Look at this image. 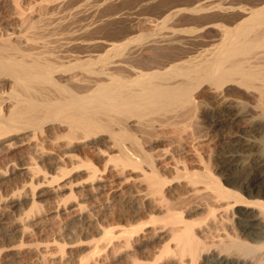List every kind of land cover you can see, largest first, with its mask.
<instances>
[{
    "label": "bare ground",
    "instance_id": "bare-ground-1",
    "mask_svg": "<svg viewBox=\"0 0 264 264\" xmlns=\"http://www.w3.org/2000/svg\"><path fill=\"white\" fill-rule=\"evenodd\" d=\"M252 1L253 2H251V3L249 2V5H248V3H246V5H244V4L241 5V4H239V2L237 3L236 0H202V1H200L196 5V7H194L193 9H190V11L192 10L190 13V15H192V16L187 15L188 16L187 18L194 20L195 23H196V21L200 20V25H199V23L197 24L200 27L194 26V29L191 27L193 29L192 33H187V31L190 30V28L189 29L187 28L188 30L186 28H184V29L181 28L180 25L182 23L179 21L180 19H177L178 16L181 15L182 13H184V11H186V10L174 9L171 7L167 8L166 7L165 9L162 10V12H160L161 15H163V17L159 18L155 22L156 28L155 29L153 28L154 30L151 29V30H153V33L149 32L148 35H144L143 34L144 28L142 29L140 27L142 29V30L140 29L141 32L142 31L143 32H142V34H139L140 30H139V27L137 26V27L131 28L130 31L128 29L127 31H129V32L127 34L119 37L115 41H112L110 39H105V38L100 37V36L99 37L89 36L88 34H90L91 30H93V29L96 30L95 27L98 26V27L102 28L103 24H106L107 22L109 24L110 22H112L111 20H113L114 18L119 19L120 16L117 17V15H116V17L115 16L110 17V16L106 15L107 17H109V18H106L104 15V18H103L102 15H99V12L101 13V11H99V8H96L97 6L96 7L89 6L88 9L87 8L84 9L81 7L80 8L75 7L76 8L75 10H73L71 12L68 11L69 15L73 17V18H70V17L69 18L73 19L72 24L75 22L74 21L75 18H78V20L81 24L77 25V23H76V27L74 26L75 29L72 28L73 26L72 27L70 26V29L71 30L73 29L72 33H68L70 31L68 30V32H67L65 30L66 28L62 29L64 27L60 28V30H64V31H66V33L71 34V35H69V37H67V40L65 38V40H66L65 42L62 40L60 41V42H63V43H61L62 44L61 47L64 49V51H67L68 49H70L69 50V52H70V51H72V50L74 51L76 49V48L74 49L73 47H78V48L82 47L84 49L85 48L89 49V47H90L89 50H92V48H91L92 45H97V46L100 45V47H102L100 49L101 50L104 49V51H103L104 53L100 50V52H102V54H100L98 52L99 54L97 55V53H96L97 50H96L95 51L96 55H95V53L92 55L90 52V55H83L82 56V55L78 54V53H82V51L80 52V49H79V51H77L78 49H76L75 54L74 53L73 54H70V53L65 54V52L62 49H60L59 53H61L60 51L62 50L64 53L62 56L64 58L68 59L65 61L63 60V58L61 60V57L59 55L56 56L55 55L56 52L54 50H52V53H50L51 52L50 50L52 49V47H55V45H56V47H58L59 45H57V44H60V42L59 43L56 42L57 44H55L52 47L48 46V45L45 46L44 45L45 42H44V44H41V45L42 46L44 45L45 47L44 48L42 47L41 48L42 50H41L40 48H37V46H35V45H39V44L37 42H34L35 39L34 40L32 39V38H34L33 36H30L29 39H26V36H27L26 33L28 32L27 27L30 26L29 27L30 30H31V28H33V30L35 31L39 26L38 25L39 22L41 23L42 20L40 21V19L42 17L39 18V20L35 19L38 23L35 20L31 21V22H33V23H31L29 21V20H31L30 19L31 17H28V14H27L26 16L29 18L28 19L24 15V17L26 18L24 21L25 22L29 21L31 23L30 24L29 22H27V23H29V25L27 27L25 26L27 32L25 33L26 36L25 35H24L25 37L23 36L25 38L24 41L27 42V40H29V41L31 40L34 42L33 43V42L28 41L24 45L29 46L30 45L29 43H31L35 46V47H33V45H31V47H33L34 49L35 48L39 49L42 52L44 50V52L43 53L42 52L37 53L36 51L34 52V53L39 54V55H36V54L31 55L33 53L25 54L24 52H22V49H21V51L19 49V48H22V46L16 47L15 43H17V42H15V40H14L15 43L11 42L12 37L11 38H10V36L5 37V38L2 37L3 38L2 41H1V37H0V41H1L0 42V80H1L0 82L2 83V81H3V84L4 83L9 84L8 86L11 88V90H9L10 92L9 93L7 92L8 94L6 93L7 94L6 96H9V97L6 98V96L4 95L6 98L5 100H8L9 104H6L4 102L5 101L4 100L3 101L5 103L4 108H3V105L0 107V146H4V148L6 147L9 150H11L10 148H12V147L15 148V146L17 145V142H19V143H21V142L20 141H17V142L13 141V142L6 144L7 141H10L9 140L10 136L13 137L14 134H17L20 131L31 130L32 132L30 131L29 134L31 135V133H32V136L34 138L31 136L30 137L33 138V140H34L35 138L38 137L39 134H43L44 131H47V129H46L47 124L48 125L53 124L59 128L58 129L59 133H60V130H62L63 133L60 134L61 137H58L60 135H57L56 138L58 137V139L60 141V138H62V136H64L65 142L67 141L65 143V146H67L68 149L62 150V148L65 147L64 144L61 143L62 141L64 142L63 139H61L62 140L61 142H59L56 139V143H57V141L59 142L58 143L59 153H57L54 149V151H53L54 154L51 153V154H53L52 155L53 158L50 156L51 154L49 155L48 152L44 151L47 148L43 147L44 143L42 144V142L43 141L45 142L46 139H41L40 141H38V139H36L34 146H31L33 144H31L29 146V144L31 143L30 142L28 144V146H29L28 149L34 148L35 151H37L39 153V154H37V152H35L36 153L35 155L36 156L39 155L41 158L40 160H42V158H43V160L46 159L45 161H48L47 158L48 159H55V160H57V158H59V160L62 161L65 158L66 160L68 159V161L70 160L71 162H73L74 160H78L77 158L79 157V156L75 157V159H74V156L77 155V153L75 154V152L80 151L78 149H77V151L74 150V148L77 147L79 142L82 141V143H83V141L84 142L86 141L89 143V145L91 144L90 146H92V147L96 146L97 144H102V143H98V141H97L98 139L96 140V137L97 136L99 137L100 134L105 133L107 136L106 138H108L110 141H112V143L110 142L111 143L110 148L112 149V151H110L111 150L110 149L109 154H111L110 152H113V153L117 152V154L110 155L109 158L111 160L108 159V160H105V162L111 161L112 164H117L118 166L123 167L122 170H124L125 167H127V166L133 167V169L131 168L132 171L135 170V168H140V171H139V169H136V171L138 170L140 172V174H138V177H139V175H141L144 179L143 181L147 183L146 184L144 182H141L142 184H146L145 187L147 188V192H146L147 194H145V199L146 198L148 199V197L150 198V196H152L153 197V199L151 198L152 200L155 201L154 197L157 199V201L163 200L164 205L166 204L167 207L172 208L171 203L168 204V202L163 199V198H165V195L168 192L167 191L165 193V191H166L165 187L166 188L168 187L167 182H170V180L168 181V178L166 175H165V177L167 179L166 178L164 179L163 178L164 175H162V173H159V171L161 172V170H162V166H165L166 168H167V166L164 165V163L162 162L163 165L161 166V164H160L161 170H159V167L157 166V163H158L157 161L159 159L156 160V158H154L155 156H153V154H150L151 152L150 153L148 152V149L145 145L148 143H150V144L153 143L152 140H154L156 138L154 135L160 131L159 129L162 130L163 127H165L167 125L171 126L173 129H171V128L170 129L174 130L173 132H175L174 134L176 136L174 135L175 137L173 136L174 137L173 140H170V141H177L182 145L184 143L187 144L189 138L195 139V137L203 136L202 135L203 130H202V134H201V130H200L202 128V126H200V129H199V127H197V129H193L194 127L191 128V130H189V129H190V127H192V125H194L193 120L195 121V125H198V121H199L198 117H200L202 115L200 113L202 112L201 110L205 106V105H203L205 101L202 99V95L203 94L206 95V93L212 94L213 97H215L216 104H218V106L217 107L216 106H214V107L209 106L208 108H206L205 109L206 113H204L205 115L207 113L208 114L211 113L212 117H219L222 115L226 116V117L232 116L233 118L232 117L231 118H232L233 122L238 123L240 121L239 118H241L240 113L243 111L242 109L245 108L246 105H250L249 108H251L252 112L254 111L255 115L261 116L259 118L260 119L262 118L263 120L262 119L261 120L264 121V0H252ZM52 3H54V2H51V4ZM107 3L109 4L108 1H107ZM49 4H50V1H49ZM49 4H48V7L50 6ZM68 4H70V3H68ZM102 4H103V2H102ZM41 5H43V4H41ZM53 6H50L49 9L54 10L53 8L55 6L54 7ZM72 6H73V4H72ZM84 6H86V5L84 4ZM100 6H98V7H100ZM51 7H53V8H51ZM56 7H57V5H56ZM44 8H45V6H44ZM60 8H62V7H60ZM57 11H59V10H57ZM53 12H56V11L54 10ZM20 13H21V11H20ZM68 13L66 12V14H68ZM127 13H128V11H127ZM127 13L125 12L124 13L125 16H124V14H123V16L124 17L128 16ZM23 14H25V13H23ZM53 14H55V13H53ZM129 14H130V12H129ZM61 15L63 17V13ZM51 17H53V16H51ZM56 17H59V16L56 15ZM131 17H132V15H131ZM141 17H143V16H141ZM48 18H49V16H48ZM48 18H46V21ZM22 19H24V18H22ZM54 19L52 18V22H54L53 21ZM58 19H60V18H58ZM78 20H76V21H78ZM139 20L141 21L140 25L142 23V26H143V24L145 23V21L147 19L145 18V20H144L142 18H139ZM185 20H187V19L185 18ZM34 21H35V23H37L36 25L34 24ZM63 21H64V19H63ZM63 21H61V24L59 23L58 25L56 24L57 22L56 23L54 22V23L58 27H60L63 25V23H64ZM65 21H66V19H65ZM136 21H138V20H136ZM216 21L217 22L221 21V23H216ZM177 22H179V23H177ZM148 23L149 22H147V24ZM70 24H71V22H70ZM108 24H107V26H108ZM24 25H26V23H24ZM46 25H49V24L47 23ZM74 25H75V23H74ZM99 25H101V26H99ZM36 26H37V28H34ZM67 26L69 28V25H67ZM192 26H193V24H192ZM216 26L218 28H220L219 31L217 30V33L219 34V35H217V36H219V38H217V40H216V38L213 39L214 36H216L213 33V29L214 28L217 29ZM111 28H112V25H111ZM40 29L36 30L37 31L36 33H38L40 30L41 31L40 33H42L41 35H44L45 32L48 31V28H47V31L42 30V28H40ZM30 30H29V32H30L29 34L33 35L31 33H34V31L31 32ZM97 30H98L97 31L98 33L101 32V30H99V28ZM185 31H186V33H185ZM102 32H103V30H102ZM40 33H38V34H40ZM123 33H125V32H123ZM22 34H24L23 31H22ZM68 34H63L62 37H64V35L66 37V35H68ZM91 34H93V33H91ZM28 36H27V38H28ZM58 36H59V34H58ZM88 36L93 37L94 39L89 38ZM117 36H115V37H117ZM19 37H22V36H19ZM95 37H97V38H95ZM22 38H21V40H22ZM48 39H50V38H48ZM21 40H20V42H21ZM45 40H47V39H45ZM211 41H213V42L217 41L218 43L214 44L212 42L210 44ZM203 42H204V44L207 43L206 44L207 46H209V45H212V46L211 47L209 46V48L207 47L205 49H202V48L198 49L199 44L201 46V44ZM208 42H209V44H208ZM19 44L17 43V45H19ZM51 45H53V44H51ZM27 46H26V48H27L26 51L28 50V48L33 50V48H31L30 46L29 47H27ZM48 47H51V48L49 49ZM56 47L54 48V49H56V51H58V49L61 48L60 46L58 48H56ZM82 48H81V50H82ZM30 49L28 50V52H32V51H30ZM88 49L87 50L85 49L84 52H86V51L88 52ZM23 51H25L24 48H23ZM48 52L50 53L49 57L52 56L51 60L55 58L54 62H53V60L51 61L50 58H48V54H49ZM46 53H48V54H46ZM40 54H43L44 56L47 55V58H44L43 55H42V57H43L42 58ZM51 54L55 55L56 57L59 56L60 58L58 57L57 60L60 59L61 61L57 62L56 57L51 55ZM84 54H86V53H84ZM66 61H68L67 64H66ZM76 69H78V71H76ZM72 70H74V72H72ZM62 73H64V74H62ZM59 74H61V75H59ZM231 87H235V90H237V92L240 93V95L237 94L236 99H233L234 97L233 98L231 97L232 99L230 97H228V92L230 91ZM0 95H1V93H0ZM235 95H236V93H235ZM238 95L240 96L239 99H238ZM1 96H3V94ZM0 102H2V101H0ZM1 104L2 103H0V105ZM246 107H248V106H246ZM251 115L253 116L254 114H251ZM257 116H255L256 119L258 118ZM187 119H189V120L191 119V122L187 121ZM184 120H185V122L186 121L187 122L184 123ZM188 122L190 124L192 122L193 123L191 126L188 127V124H187ZM199 122H201V120ZM237 123H236V125H237ZM53 125H52V128L55 127ZM187 128H189V129H187ZM48 130H49V128H48ZM157 130H159V131L157 132ZM56 133H57V131H56ZM29 134H28V136H29ZM165 134H166V132H165ZM170 134H172V133L170 132ZM238 134H240V133H238ZM263 134H264V132H263ZM159 135H160V132H159ZM153 136L155 137L154 139H152ZM30 137H28V138H30ZM3 139H4V141H1ZM5 139H7V140H5ZM21 139H23V138H21ZM24 139H26V137ZM203 139H204V137H203ZM99 140H100V138H99ZM104 140H106V139H103V141ZM109 140H107V142ZM158 140H161V139H158ZM158 140H156L157 144H158ZM260 140H261L260 143L255 145V147H257V149H258V147L260 148L261 153H259V154H261L262 156H261L260 160H257L258 161L257 163H254L252 165L246 164V163H251V162H249L250 160L249 161L245 160L246 163H243L245 161H242L240 159V156H238V154H236L234 152H233V154H231V153L230 154L228 153L226 155L224 154L225 157H224L222 162L225 165V167H228V169L230 170V175L224 177L225 181L220 179L219 178L220 176L212 174V172L209 170V168L206 169L207 171L206 170H205V172L203 171V173L194 172L193 171L194 168L192 169L193 172H191L190 170H188V172H187V170H184L186 173L183 174L182 178L183 177L187 178V182H185V183L189 184V187H190V184L195 186L193 191H194V193L197 191L196 196L199 195L198 193H201V195H203V192H204V195L206 196V198L208 197L210 200H212V204H210L211 201H209V204L206 205L207 213H209L212 217V219L210 217V219H211L210 221H208V222H207V220L203 221L205 218L200 219V220H196V221L190 220L191 218L188 219L184 214L185 212L182 213L183 211L182 212L180 211L181 214H178V213H176L177 211H174V210L171 211L172 209L171 210L167 209L168 211L167 210L166 211H167V214L170 217V219H168V221H166L167 223H164V224H168V225H163V226H161L162 228L159 227L160 228L159 231H158V229H159L158 227H156V226L152 227L147 223H143L145 225L141 224V226L138 225L139 227L136 226V227L129 229V230L119 229V231L121 230V232H122V233L120 232L121 235H118L120 233L117 231L118 230L117 228H110V230L114 229V231L113 230L110 231L109 229H108L109 231H107L105 229L104 231H107L106 236H102L104 234V231L102 230L103 234L101 233L102 234L101 237H104L107 240V242L104 241L105 245H103V246H101L103 244V243H101L100 244L101 248L99 246L95 247L97 250H98L97 247H99V250H102L103 248H105V252L103 249V251L101 253L99 252V255H98V251L95 249L97 252V255L92 254V256L95 255V256H97V258L92 257V258H94V259H92L91 257H88L86 259L87 261L80 262V264H82V263L83 264H96V261H98V259L100 260V258L103 257L104 255H106V257H108V255L112 254L111 252H119V249H122L124 247V245L126 248H123L125 250L122 249L124 252L121 251L120 254L122 255L124 253L125 255L131 256L130 259H133L134 254H135V256L138 255V253L136 251H138V249L142 245H144L145 242H147L145 239H142V237H140V236H142L140 234H147V235H151L150 237H152V236L155 237V236H158L159 232L165 233L168 236H172V239H173L172 245H174V248L172 247L173 248L172 249L170 247V244H167L168 246H166V247L164 246L165 248H163V251H161L162 253L160 252V254L162 256H166V255L169 256V259H165L166 261L168 260L166 262V264H199V261L202 258L204 259V260L202 259L204 261V264L205 263L206 264H264V181L262 180L263 176L260 174V169H261L262 165H264V136H263V138H260ZM21 141H23V140H21ZM49 141H51V140H49ZM54 141H52L53 145H54ZM161 141H163V140H161ZM232 141L234 142V143L232 142L234 146H236V145L239 146L242 144L245 145V142H243L240 138H236L235 140L232 139ZM104 142L107 143L106 141H104ZM199 142L200 141H198V143ZM248 142L246 143L248 145L252 143V141H248ZM56 143H55V145H56ZM253 143H254V141H253ZM13 144H15V146H13ZM108 144H109V142H108ZM55 145L53 146L54 148H55ZM81 145H83V144H81ZM86 145H88V144H86ZM56 147H57V145H56ZM67 147H65V148H67ZM195 147H197V146H195ZM195 147H194V149L196 150V153H197L198 150ZM2 148L3 147H0V156H3L2 153H4ZM99 148H98V150H99ZM172 148L173 147H171V149ZM82 150H84V149H82ZM94 150H95V147H94ZM177 150H178V148H177ZM62 151L64 152V154ZM72 151H74L75 155H72V153L70 154V152H72ZM84 151H87V149H85ZM90 151H92V149ZM104 151H106V150H104ZM104 151L102 153L104 155H107L108 149H107L106 153H104ZM166 151H169V150H166ZM21 152H22V150H21ZM101 152L99 150V152H98L99 155L100 154L102 155ZM33 153H34V151H33ZM83 153L85 155L86 152H83ZM80 154H78V155H80ZM92 154H93V152H92ZM92 154H90L91 157H92ZM94 154L96 155V153H94ZM54 155H56V156H54ZM91 157H89V158H91ZM158 157H159V155H158ZM86 158L89 159L88 157H86ZM86 158H85V160H87ZM98 158H101V157H98ZM0 159H2V158H0ZM33 159L35 160L36 158H32V160ZM80 159L81 158H79V160ZM95 159H97V158L95 157ZM95 159H93V160H95ZM79 160H78V162H79ZM81 160L83 161V158ZM68 161L66 162V164H65V162L62 161V165H63V163L65 164V165H63V167L64 166L67 167V165L69 166ZM200 161H202V160H200ZM36 162L33 161V162H30L29 164L24 163L26 165L20 166L21 169L25 170L30 175L29 179L31 180L32 184H34L35 182L40 184V181H42L43 184L45 182L50 184V181H52L53 178H58L59 176L61 177V175H60L61 169H58V171L60 170L59 171L60 173H58V177H56L55 175L53 177V175H52V177L49 180L48 176H50V175H48V174H50V173L47 174V172H46V174H45L43 172L44 174L42 175L41 174L42 171L40 168L41 166L39 167L38 166L39 163L38 162L36 163ZM52 162H53V160H52ZM88 162H89V160H88ZM83 164H84V166H86V169L89 168V171L92 170L91 168L94 165L93 163L90 164V162L86 164L85 161L80 163L81 166H83ZM179 164H180V161H179ZM179 164L177 161V163L174 165L179 166ZM16 165H18V164H16ZM78 165H79V163H78ZM107 165H106V168H108L111 165V163L108 167H107ZM58 166L59 165L57 164V168H58ZM72 166L74 167V164ZM111 166L114 168H112ZM111 166L110 167L112 169H115V165L114 166L111 165ZM178 166L176 168L178 169V171H180L179 170L180 168ZM184 166H185V168L187 167L186 165H184ZM165 167H163V170ZM14 168H16V166H14ZM182 168H184V167L182 166ZM94 169H97V168H94ZM94 169L92 172L89 173V175L91 177V183H90L91 190L90 189L89 190L95 192V190L98 191L99 189L102 188V181L104 179H103L102 175H101L102 178L100 177V175L98 176V174H99L98 173L99 171L97 172L98 169L97 170H94ZM116 169H117V167H116ZM86 171H88V169ZM101 171H103V170H101ZM101 171H100V173H101ZM105 171H107V170L105 169ZM178 171H176V172H178ZM6 172H4L5 174H2V172H1V175H3V176L0 175L2 180H3V178H5V176H7ZM56 172L57 171H55L54 173H56ZM179 173L181 174V172H179ZM176 174L179 175L178 173H176ZM179 177H180V175L177 176V180ZM184 178H183V180H185ZM55 180H58V179H55ZM59 180H60V178H59ZM180 180L183 181L182 179H180ZM58 181H56V182L58 183ZM171 183H169V184H171ZM65 184H62L61 187L63 185L65 187L66 186ZM186 184H185V186H186ZM199 184L200 185L204 184V186H203L204 188L202 187L204 191H202V189H200L198 187ZM52 185L54 188L53 183H52ZM104 185L105 184H103V187H104ZM232 185H234L233 188L231 187ZM25 186H27V184H25ZM185 186H183V187H185ZM170 187H171V185H170ZM192 187H191V189H192ZM35 188H37V187L35 186ZM41 188H42V186H41ZM41 188L39 187V189H41ZM59 188H60V186H59ZM88 188H89V186H88ZM140 188H141V186H140ZM84 189H86V187ZM167 190H168V188H167ZM32 191H34V190H32ZM53 191H55V190H53ZM49 192H51V191H49ZM123 192L124 191L122 190L121 193H123ZM141 192H142V190H141ZM37 193H38V191H37ZM53 193L57 194V192H53ZM105 193H107V192L105 191ZM142 193H145V192H142ZM142 193H140V195H142ZM35 194L33 193L32 196H34ZM40 194L41 193H39V196H40ZM35 196L34 197L30 196V197L33 198V200H35L36 199ZM120 196H122V194ZM133 196H137V195L133 194ZM146 196H148V197H146ZM92 197H93V195H92ZM125 197H128V196H125ZM140 197L142 198V196H140ZM15 198H16V196H15ZM98 198H100V197L98 196ZM108 198H109V196H108ZM136 198H135V200H136ZM14 201L15 200H13V202ZM141 201H143V199H141ZM157 201H155V202L157 203ZM99 202H100V200H99ZM33 203L36 204L37 201L35 200V201H33ZM121 203H122V201H121ZM144 203H145V201L143 202V204ZM199 203H200V200H199ZM16 204H17V202L15 203V205ZM66 204H68V203H66ZM125 204H126V208H127V203L125 202ZM160 204L162 207V201L160 202ZM61 205L58 207L60 208L63 205L66 206L65 204H63L62 206ZM84 206L86 207V209ZM138 206H139V204H138ZM197 206H200V205H197ZM58 207H57V209L59 210ZM133 207H135V206L133 205ZM66 208H67V206H66ZM66 208L64 207L65 210H66ZM98 208H99V206H98ZM38 209H40V208H38ZM64 209L62 208L60 210H64ZM87 209H88V207L86 205H83L80 202H76L74 204V210L73 211H76V213H77V215H75V216L76 217L78 216L77 219H79L81 222H83V224L88 223L90 221L89 215H90L91 220H92L93 215L89 214V213H92L94 210H92L90 212V209H88L89 213H87V211H86ZM138 209H140V208H138ZM68 210H69V207H68ZM95 210H96V208H95ZM4 211H7V210H4ZM169 211H171V212H169ZM32 212H33V210H32ZM71 212H72V209H71ZM186 212H188V211H186ZM7 213H9V212H7ZM37 213H39V212H36V213L33 212L30 214H35V218H36ZM57 213L60 216L59 211H57ZM64 213H67V212H64ZM5 214H6V212H5ZM61 214H62V212H61ZM72 214L74 217V213H72ZM1 215H3V213H1ZM38 215L39 214H37V216ZM58 215H57V217H58ZM70 217H72V215H70ZM70 217L68 216L67 218L66 217L65 218L67 220ZM201 217H202V215H201ZM27 218L25 220L28 222ZM29 218H30L29 220H31V217H29ZM23 219H24V217H23ZM21 220H22V218H21ZM21 220H19V221L25 225L26 224L25 220L23 221L24 223ZM70 221H68V222H70ZM64 222H65V220H64ZM92 222H93V220H92ZM60 223H62V222H60ZM65 223H67V222H65ZM70 225H71V223H70ZM60 228H59V230H61ZM92 228H94V227H92ZM115 229H117V230L115 231ZM213 229H214V231H212ZM208 231L210 233H214V235L212 236L210 241L203 239L204 235H205V237L207 236L206 234L208 233ZM209 235H212V234H209ZM164 237H166V236H164ZM167 239H168V237H167ZM207 239H208V236H207ZM121 246H123V247H121ZM109 251H111V252H109ZM115 254H116L115 257L116 256L121 257V256H119L120 255L119 253H118V255H117V253H115ZM167 256L164 258H167ZM112 258H113V256H112ZM162 258L163 257H161V259ZM110 259H111V257H110ZM110 259H107V260L110 261ZM136 259H137V257H136ZM133 260H135V259H133ZM113 261H115V259ZM155 261L154 262L149 261V262L152 264L153 263L158 264ZM137 262H139V261L138 260L133 261V264L134 263L137 264ZM159 262L161 263V261H159ZM143 264H147V261ZM164 264H165V262H164Z\"/></svg>",
    "mask_w": 264,
    "mask_h": 264
},
{
    "label": "rangeland",
    "instance_id": "rangeland-1",
    "mask_svg": "<svg viewBox=\"0 0 264 264\" xmlns=\"http://www.w3.org/2000/svg\"><path fill=\"white\" fill-rule=\"evenodd\" d=\"M49 1H50V4H49ZM107 1L109 2V4L107 3ZM200 1H202V0H94V1L93 0H17V1L16 0H0V37H1V41L5 37H9V36H10V38L12 37L13 39L11 38V42L12 43L17 42L18 44L20 43L19 45H17V43H15L16 45L15 44L14 45L16 47L17 46L18 47L22 46V48H19V49H20V51L22 49V52H24L25 54H31V53H33L31 55H34V54H36V53H34L35 51L37 53H40L42 51H40L39 49H36V48L34 49L33 47L37 46V48H40L41 49L42 47L44 48L47 45L52 47L55 44L59 43L61 40L65 42L67 40V37H69V35H71V34H68V33H72L73 32V29H75L76 23H77V25L78 24H81L79 22L78 18H75L74 19L75 25H74V23L72 24L73 19H70V18H73V17L69 15L68 11L71 12V11L75 10L76 9L75 7H77V8L78 7L79 8L81 7V8H84V9H86V8L88 9L89 6H92V7H96L97 6L96 8H99V11H101V13L99 12V15H102L103 18H104V15H105L106 18H109L107 16H110V17H113V16L116 17V15H117V17L120 16L119 19L118 18L117 19L114 18L115 19V20L113 19L114 21L113 20H111L112 22L109 21L110 22L109 23L110 25L108 24V22L106 24H103L102 25V28L103 29L101 27H98L97 26L99 28V30H101V32H99V33L97 32L98 31L97 30L98 28L95 27L96 30H94V29L91 30L90 34H88L89 36H93V37L94 36H97V37L100 36V37H103L105 39H110L112 41H115L119 37L127 34L130 31L131 28H134V27H137V26L139 27V30L141 28L142 29L144 28V30H143L144 32L142 31L143 34L144 35H148L149 32L150 33H153V30L156 28L155 27V24H156L155 22L159 18H162L163 17V15H161L160 12H162V10L165 9L166 7L167 8L168 7H171V8H174V9H181V10L183 9V10H186V11H184V13H182L181 15H179L177 19H180L179 21L183 24V25L181 24L182 26L180 25L181 28H183V29L184 28H186V29L187 28L188 29L190 28V30L187 29L189 32L186 29L185 30L187 31V33H192V31L194 29V26L195 27H200L199 26L200 25V20H198V21L195 20L196 21V23H195L194 20H192L190 18H187V17L188 16H192V15H190V13L192 11V10L190 11V9H193L194 7H196V5ZM246 1L247 0H236V2L237 3L239 2V4H241V5H243V4L246 5V3H248V5H249V2L250 3L253 2L252 0H248L247 2ZM51 2H54V3L56 2L55 4L52 3L55 7L51 4ZM102 2H103V4H102ZM47 3L50 6H53L54 8L53 7H51V8H53L56 12H53L54 10L49 9L50 6L48 7V4ZM68 3H70V4H68ZM39 4L40 5L43 4V5L40 6ZM72 4H73V6H72ZM84 4L86 6H84ZM56 5H57L58 8L56 7ZM44 6H45V8H44ZM98 6H100V7H98ZM60 7H62V8H60ZM55 8L57 10H59V11H57ZM20 11H21V13H20ZM127 11H128V13H127ZM52 12L55 13L56 15H58L59 17H56V15L53 14ZM66 12L68 14H66ZM125 12L128 14V16H126V17H124L125 16V14H124ZM129 12H130V14H129ZM23 13H25V14H23ZM62 13H63V17L61 15ZM27 14H28V17H31L30 18L31 20H29L30 22L33 21V20H35V19L36 20H39V18L42 17L40 19V21L42 20L41 23L39 22V24H38L39 26L37 25L38 28H37V26L34 27V28H37L36 30L42 28V30H44V31H47V28H48V31L45 32V34L43 33L44 35H41L42 34V33H40L41 32L40 31L41 29L38 32L40 34L36 33L37 31L36 30L34 31L33 28H31V30H30V28H29L30 26H28L30 22L29 21H26V22L24 21L26 18H28L26 16ZM65 14L67 16L68 15L69 16L67 17ZM123 14H124V16H123ZM24 15H25L26 18L24 17ZM131 15H132V17H131ZM48 16H49V18H48ZM51 16H53V17H51ZM141 16H143V17H141ZM22 18H24V19H22ZM46 18H48L49 20L47 19V21H46ZM52 18L53 19L55 18L53 21L55 23L57 22L56 23L57 25L59 23L61 24V21H63V19H64V21H63L64 23L62 22L63 25L60 26V27H58L54 22H52ZM58 18H60V19H58ZM139 18H142L144 20H145V18L147 19L145 21V23L143 24V26H142V23L140 25V22L141 21L139 20ZM185 18L188 21L185 20ZM65 19H66V21H65ZM76 20H78V21H76ZM128 20L129 21L131 20V21L129 22ZM136 20H138V21H136ZM35 21H34V24L36 25L38 22L36 21L37 23H35ZM27 22H29V23H27ZM70 22H71L72 25L70 24ZM147 22H149V23L147 24ZM24 23H26V25H24ZM31 23H33V22H31ZM47 23L50 26L49 25H46ZM177 23H179V22H177ZM191 23L193 24V26H192ZM198 23H199V25H197ZM216 23H221V21H218V22L216 21ZM107 24H108V26H107ZM67 25H69V28H68ZM111 25H112V28H111ZM25 26L26 27L28 26L27 27V31L28 32L26 31V27ZM70 26L71 27L73 26L72 27L73 28L72 30L70 29ZM99 26H101V25H99ZM61 27H64L62 29H65L66 28L65 30L67 32L69 30L70 32L66 33V31L60 30ZM128 29H129V31H127ZM151 29H153V30H151ZM219 29L220 28H218V27H217V29L216 28L213 29V33H214V35H216V36H214L213 39L216 38V40H217V38H219V36H217V35H219L217 33V30L219 31ZM21 30L23 31L24 34H22V31ZM29 30L31 32L34 31V33H31L33 35H30L29 34L30 33ZM102 30H103L104 33L102 32ZM141 30H140V33L138 32L139 34H142ZM186 31H185V33H186ZM123 32H125V33H123ZM25 33H26L27 36L29 35L28 38L25 35ZM62 33L63 34H68V35H66V37H65V35H64V37H62L63 36ZM91 33H93V34H91ZM58 34H59V36H58ZM24 35L26 36V39H29L30 36H33L34 38H32V39L33 40L35 39L34 42H37L39 44V45H35V46L33 44H31V43H29L30 45L28 44L30 47H31V45H33V47H31V48H33V50H31L30 48H28V50L30 49V51H32V52H28V50L26 51V49H27L26 46L27 45H24V44L27 43L29 40H27V42H25L24 41L25 40V38H24L25 36ZM19 36H22V37L24 36L23 37L24 39L22 37H19ZM115 36H117V37H115ZM93 37H89V38H93ZM97 37H95V38H97ZM21 38H22V40H21ZM48 38H50V39H48ZM65 38H66V40H65ZM19 39L21 40L22 43L20 42ZM45 39H47V40H45ZM14 40H15V42H14ZM29 42H33V41L30 40ZM44 42H45V44H44ZM212 42L213 41H211L210 44ZM61 43H63V42H60V44H57V45H59L61 47V45H62ZM213 43L215 44V43H218V42L217 41H214ZM41 44H44L45 46L44 45L42 46ZM51 44H53V45H51ZM206 44L207 43L204 44V42L201 44V46L199 44V46H198L199 48L198 49H201V48L202 49H205L207 47L209 48V46L210 47L212 46V45L207 46ZM208 44H209V42H208ZM29 46H27V47H29ZM51 47H48V48L50 49ZM55 47H56V45H55ZM55 47H52V49L50 50L51 52L50 51L49 52L52 53V50H54L56 52L55 55L56 56L59 55L61 57V60H62V58H63L64 61L65 60H68V59H66V58H64L62 56L64 54L63 53L64 49L61 47V48L58 49V51H56V49H54ZM58 47H56V48H58ZM23 48H24L25 51H23ZM73 48L74 49L75 48L78 49L77 51H79V49H80V52L82 51V53H78V52L77 53L80 54V55H82V56L83 55H90V52L93 55L96 50H97L96 51L97 55L99 53L102 54V52L104 51V49L103 50L100 49V48H102V47H100V45L99 46L92 45V47H91L92 50H89L90 47H89V49L88 48H85L86 50L88 49V52L87 51L84 52L85 49L82 48V47H79V48L78 47H73ZM81 48H82V50H81ZM60 49L63 50V51L62 50L60 51L61 53H59V50ZM76 49L74 51L72 50L70 52H69L70 49H68L67 50L68 52L67 51H64V52H65V54H67V53L68 54L69 53L70 54H73V53L75 54ZM100 50L102 52H100ZM43 52H44V50H43ZM48 53H46V54H48ZM50 53L48 54V58H50V60H51V57L52 56L49 57ZM84 53H86V54H84ZM96 53H95V55H96ZM36 55H39V54H36ZM40 55L42 57L43 54H40ZM51 55H53V54H51ZM55 55H53V56H55ZM58 57H56V61L57 62H60L61 61L60 59L57 60ZM44 58H47V55L44 56ZM52 60L54 62L55 61V58L52 59ZM67 63H68V61H66V64ZM76 71H78V69H76ZM72 72H74V70H72ZM62 74H64V73H62ZM59 75H61V74H59ZM2 84H3V81L0 84V93H1V95L3 94V96L4 95L6 96L10 92L9 90H11V88L8 86L9 84L4 83L3 84L4 86ZM235 93H236V95H235ZM237 94L240 95V93H238L237 90H235V87H231L230 88V91L228 92V97H230V98L231 97L232 98L234 97L233 99H236L237 98ZM1 95H0V101H2V102H0V103H2V104L0 105V107L3 105V108H4V104L5 103L6 104H9L8 100H5L9 96H6V98H5V96L3 97ZM239 95H238V99L240 97ZM212 97H213L212 94H207L206 93V95L205 94L202 95V99L205 101L203 105H205V106L203 107V109L201 110L202 112L200 113V114H202L201 115L202 117L201 116L198 117V120L199 121L201 120L202 123L198 121V125H195V121L194 120H193L194 123L192 122L194 125H192V123L190 124L189 122L187 123L188 124V127L192 125V127H190V129L187 128L189 130H191V128H193V127H194L193 129H197V127H199V129H200V126H202V128L200 130H201V134H202V130H203V134H202L203 136H201V137H195V139L189 138L188 139V143L187 144L184 143L182 145V144H180L177 141H170V140H173V138L176 135L174 134L175 132H173L174 130H171L173 128L171 126L167 125V126L163 127L162 130L161 129H159L160 131L157 130V132L158 131L160 132V135H159V132H158V133H156L154 135L156 138L154 136L152 137V139L155 138L154 140H152L153 143H151V144L150 143L145 144L146 147H147V149H148V152L149 153L151 152L150 154H153V156H155L154 158H156V160H158V159L160 160V161L159 160L157 161L159 163V164L157 163V166L159 167V170H161L160 164L162 166L163 163H164V165L167 166V168L165 166H162L161 172L159 170L158 171H159V173H162V175H164V177H163L164 179L166 178L165 177V175H166L167 178H168V181L170 180V182H167V186H168L167 188H168V190L165 187V190H166L165 193L167 191L168 192L166 193L165 198H163V199L166 200L168 202V204L171 203V207L172 208L167 207L166 204L164 205V201L163 200H161L162 201V207H161V204H160L161 201H157V199L155 197H154V199H155V201H157V203L154 200H152L153 199L152 196H150V198L148 196H146V197H148V199L147 198L145 199V194H147L146 193L147 192V188L145 186H146L147 183L143 181L144 179H143V177L141 175H139V177H138V174H140V172H139L140 171V168H135V170L132 171L131 168L133 169V167H128L127 166V167H125L124 170H122L123 167L118 166L117 164H112V162L110 161L111 159L109 157H110V155L117 154V152H114V153L113 152H110L111 154H109V150L111 149L110 146H111L112 141H110L108 138H106L107 136H106L105 133L100 134L99 137L98 136L96 137V140L98 139L97 140L98 143H102V144H97L96 146H93L92 147V146H90L91 144L89 145V143L86 142V141L85 142L83 141V143H82V141L79 142L80 143V144L78 143L79 146L77 145V147H75L74 150L77 151V149H78L80 151L75 152V154L77 153V155L74 154V151L70 152V154L72 153V155H75L74 156V159H75V157H78V156H79L77 158L78 160H79V158H81V159L83 158V161L80 159L81 161L79 160V162H78V160H74L73 162H71L70 160L68 161V159L66 160L64 158V160H62V161L65 162V164H66L67 161L69 162V166L68 165H67V167L64 166L66 169L63 167V165H65V164L63 163V165H62V161L59 160V158H57V160H55V159H48L47 158L48 161H45L46 159L43 160V158H42V160H40L41 159L40 156L39 155L38 156L35 155L36 154L35 152H37V151H35L34 148L28 149L31 144H33L31 146H34V143L36 142V139H38V141H40L41 139H46L45 142L44 141L42 142V144L44 143L43 144L44 145L43 147L44 148H47L48 150L50 149V150L48 151L46 149L44 151L45 152H48L49 155H50L51 153L54 154L53 151L55 149V151L57 153H59L58 143L62 141L61 139L64 140L65 137L62 136V138H60V141H59L58 137H61L60 134L63 133V132H62V130H60V133H59V130H58L59 128L56 125H53V124H49L48 125L47 124V126H46L47 131H44L43 134H39L38 137L35 138L34 140H33L34 137L32 136V133H31V135L29 134L31 130L20 131V132L17 133L18 135L17 134H14L13 137L10 136L9 137V140L10 141H7L6 144L7 143H10V142H13V141H15V142L20 141L21 143L17 142V145L15 146L16 143L14 142L15 144H13V146H15V148L12 147V148H10L11 150H9L6 147L4 148V146H0V147H3L2 149L4 151V153H2L3 156H0V158H2V159H0L1 160L0 161V175H1V172H2V174H5L4 172L7 171L6 172V175L7 176H5V178H3V180L0 177L1 178L0 179V203H1L0 204V264H80V262L87 261L86 259L88 257H91V258L92 257H96L97 258V256H95V255H97V252H96L97 249L95 247L96 246H99L101 248V246L105 245V242L104 241L107 242V240L104 237H101V235L103 234L102 230L104 231L106 229L107 231H109L110 228H117L118 230L115 229V231L117 230L120 233L121 230L119 231V229H123V230L124 229L125 230L127 229V230H129V229H132V228H134L136 226L139 227V226H141V224L142 225H145L143 223H147V224H149L152 227L153 226H156L158 228L159 227L162 228L161 226L168 225V224H164V223H167L166 221H168V219H170V217L167 214V211L168 210H171V209H172L171 211H173V210L174 211H177L176 213H178V214H181L182 211H183L182 213L185 212L184 213L185 216L188 219L191 218L190 220H195L196 221V220H200V219H204L205 218L203 221H206V220H207V222L210 221L212 219V217H211V215L209 213H207L206 205L209 204V201H211L210 204H212V200H210L208 197H207L208 198L207 199L206 196L204 195V192H203V195L204 196L201 195V193H198L199 194V195H197L198 197L196 196V194H197L196 192L197 191L195 193L193 191L195 186H193V185L190 184V187H189V184H186L185 183V182H187V178H184L183 177L185 180H183V178H182L183 174L186 173L184 170H187V172H188V170H190L191 172L194 171V172L203 173V171L205 172V170L209 168V170L212 172V174H215L217 176H220L219 178L222 179L223 181H225V178L224 177L230 175V170L228 169V167H225V165L222 162L223 159H224V157H225L224 154L225 155L228 154V153L229 154L230 153L233 154V152H234V153L238 154V156H240V159L242 161H245V160L246 161H249L250 160L249 162H251V163H246V161H245L243 163H246L248 165H252L254 163H257L258 162L257 160H260V158H261L262 155L259 154V153H261L260 148L258 147V149H257V147H255V145H257L258 143H260V141H261L260 138H263V136H264V134H263V132H264V121H262L263 120L262 118H261L262 120L259 118L261 116L255 115L254 111L252 112L251 108H249L250 105H246L248 107L245 106V108L242 109L244 112L240 109L242 111L241 112L242 114L240 113V117L241 118H239V120L241 122L240 121L238 123L236 122L237 125H236V123L233 122V120H232L233 117L232 116H231L232 118L230 116L229 117H226V116H223V115L222 116H219V117H212L211 116L212 115L211 113H209V114L207 113L205 115L204 113H206L205 112V109L206 108H208L209 106H213V107L214 106H216V107L218 106V104H216L215 97H213V98ZM251 114H254V115L252 116ZM255 116L258 117L257 118L258 120L256 119ZM187 121H190L191 122V119L190 120L187 119ZM186 122L184 120V123H186ZM52 125L55 126L56 128L55 127L52 128ZM48 128H49V130H48ZM56 131H57L58 134L56 133ZM165 132H166V134H165ZM170 132L173 135L170 134ZM238 133H240V134H238ZM28 134H29V136H28ZM57 135H60V136H58L56 138ZM24 136L26 137V139H24L25 138ZM27 136L28 137L31 136L33 138H31V137L28 138ZM20 137L23 138V139H21ZM203 137H204V139H203ZM235 137L236 138H240L243 142H245V145L242 144V145H239V146H237V145L234 146L233 145L234 142L232 141V139L235 140L236 139ZM99 138H100V140H99ZM56 139L59 142L57 141V143H56ZM103 139H106V140H104L106 142H107V140H109L108 141L109 144H108V142L105 143L103 141ZM158 139H161L163 141L158 140ZM5 140H7V139H5ZM21 140H23V141H21ZM49 140H51V141H49ZM156 140H158V144L156 143L157 142ZM1 141H4V139L1 140ZM52 141H54V145L56 143L57 147H56V145H55V148L53 147L54 145H53V142ZM198 141H200V142L198 143ZM248 141H252V143L254 141V143L253 144L251 143L252 145L251 144L248 145V144H246ZM66 142L64 140V142L62 141L61 143H63L64 146H65V143ZM176 143L177 144L179 143L178 144L179 146ZM28 144H29V146H28ZM81 144H83V145H81ZM86 144H88L89 146L86 145ZM195 146H197V147H195ZM65 147H67V146H65ZM65 147L62 148V150L63 149L64 150L68 149V147L67 148H65ZM94 147H95V150H94ZM105 147L108 149L107 155H104L102 153L104 150H106V151H104V153L107 152V149ZM171 147H173V148L171 149ZM194 147L198 150L197 153H196V150L194 149ZM98 148H99L100 152L103 150L101 152L102 155L100 154L101 156L98 153L99 152ZM177 148H178L179 151L177 150ZM82 149H84V150L87 149V151H84ZM91 149H92V151H90ZM165 149L166 150H169V151H166ZM21 150H22V152H21ZM33 151H34V153H33ZM110 151H112V149ZM83 152H86L85 155H84ZM92 152H93V154H92ZM94 153H96V155L98 154L99 156L98 155L96 156ZM37 154H39V153L37 152ZM53 154L50 155L52 158H53V156H52ZM63 154H64V152H63ZM78 154H80V155H78ZM90 154H92V157H91ZM158 155H159V157H158ZM54 156H56V155H54ZM86 157H88V158L91 157V158L87 159ZM95 157L97 159H95ZM98 157H101V158H98ZM32 158H36L37 160L36 159L35 160L34 159L32 160ZM85 158L87 160H85ZM102 158L103 159L105 158V159L103 160ZM93 159H95V160H93ZM108 159H110L109 160L110 162L106 161L107 162L106 163L105 160H108ZM52 160H53V162H52ZM88 160H89L90 164L93 163L94 164L93 167L94 168H97L98 170L97 169H94L92 167L91 168L92 170L90 169L91 171H89V168H87L88 171H86L87 170L86 169V166H84V164H83L84 167L81 166L82 164L80 165V163L81 162H84V161H85L86 164L89 163ZM200 160H202V161H200ZM33 161L34 162L37 161L39 163V165L38 164L37 165L39 167L41 166L40 168H41V171L42 172L41 171L40 172H41L42 175L44 173L46 174V172H47V174L50 173V174H48V175H50V176H48L49 177V180L52 177V175H53V177H54V175L56 177H58V173H60V172H61L60 173L61 177L59 176L58 178H53V180H52L53 182L50 181V184H48L47 182H45L44 183L45 185H44L42 181H40V184L39 183H36V182L34 184H32L31 180L29 179L30 178V175L25 170L21 169L20 166H24L26 164H29L30 162H33ZM177 161H178V164H179V161H180L179 166L178 165H174V164L177 163ZM55 162L59 165L58 168H57V164ZM24 163H26V164H24ZM78 163H79L80 166L78 165ZM110 163L113 166L115 165V169H112L114 167H112L110 165ZM16 164H18L19 166L16 165ZM73 164H74V167L72 166ZM106 165H107V167L110 165L112 168L110 166L108 168H106ZM184 165H186L187 167L185 168ZM14 166H16V168H14ZM177 166L180 168L179 169L180 171H178V169L176 168ZM182 166L185 169L182 168ZM116 167H117V169H116ZM163 167H165L164 170H163ZM53 169L55 171H57V172L54 173L55 171ZM58 169H61V171L59 170L60 171L59 172ZM93 169L94 170H97V172L99 171L98 172L99 173L98 176L100 175V177H101V175H102V177L104 179V180L102 179L103 180L102 181V188L99 189L98 191L95 190V192L97 191L96 193L94 191H90L91 190V187H90L91 177H90L89 173L92 172ZM105 169L107 171H105ZM136 169H139V171L138 170L136 171ZM192 169H193V171H192ZM101 170H103V171H101ZM100 171H101L102 174L100 173ZM176 171H178V172H176ZM179 172H181L182 175ZM176 173H178L180 175L181 178L180 177L179 178L182 179L183 181H181L179 178L177 180V176H179V175H177ZM260 174L263 176L262 180L264 181V165H262V167L260 169ZM1 176H3V175H1ZM59 178H60V180H59ZM55 179H58L59 181L58 180H55ZM56 181H58L59 184ZM141 182H144L146 184H142ZM52 183L54 184V188H53ZM169 183H171V184H169ZM25 184H27V186H25ZM62 184H65L66 186L64 187V185H63L61 187ZM103 184H105L104 187H103ZM185 184H186V186H185ZM58 185L60 186V188H59ZM170 185H171V187H170ZM35 186L38 189H39V187L41 188V186H42V188L38 190L37 188H35ZM88 186H89V188H88ZM140 186H141V188H140ZM183 186H185V187H183ZM203 186H204V184L203 185H200L199 184L198 187L200 189H202V191H204L203 190V188H204ZM233 186L234 185H232L231 187L233 188ZM85 187H86V189H84ZM191 187H192V189H191ZM35 189L38 191V193H37V191ZM52 189L55 190V191H53ZM121 189L124 191L123 193H121L122 192ZM32 190H34L35 192L32 191ZM48 190L51 191V192H49ZM141 190H142V192H145V193H142ZM52 191L53 192H57V194L56 193L54 194ZM105 191L107 193H105ZM137 192L138 193L139 192L142 193V195H140V193L138 194ZM33 193L34 194L36 193L35 194L36 196L34 195L35 198H36V199L35 198L34 199L37 201L36 204L33 203V201H35V200H33V198H31V197H34V196H32ZM39 193H41L42 195L40 194V196H39ZM121 194H122V196H120ZM123 194L124 195L126 194L125 196H128V197H125ZM133 194L134 195H137V196H133ZM92 195H93V197H92ZM15 196H16V198H15ZM98 196L100 198H98ZM108 196H109V198H108ZM140 196H142V198ZM135 198H136L137 201L135 200ZM141 199H143V201H141ZM13 200H15L17 202L16 205H15L16 202L15 201L13 202ZM99 200H100V202H99ZM199 200H200V203H199ZM121 201H122V203H121ZM144 201H145V203L143 204ZM76 202H80L83 205H86L88 207V209H90V212L92 210H94L92 213H89L88 209L86 210L87 213L93 215V216L91 215L93 222L91 220L90 215H89L90 221L88 222L89 224L88 223L83 224V222H81L79 219H77L78 216L77 217L75 216V215H77V213H76V211H73L74 210V204ZM125 202L127 203V208H126ZM66 203H68V204H66ZM59 204L60 205L61 204L62 205L65 204L67 206V208L64 205L63 206L61 205L62 207L59 208L58 207V206H60ZM138 204H139V206H138ZM133 205L135 207H133ZM197 205H200V206H197ZM98 206H99V208H98ZM57 207L59 208V210L57 209ZM64 207L66 208V210L64 209ZM68 207H69V210H68ZM38 208H40L41 210L38 209ZM62 208L64 210H60ZM95 208H96L97 211L95 210ZM138 208H140V209H138ZM71 209H72V212H71ZM85 209H86V207H85ZM4 210H7V211H4ZM32 210H33L34 213L39 212V213H37V214H39L38 215L39 217L37 216V214H36V218H35V214H30V213H33ZM185 210L188 211V212H186ZM57 211H59L60 216L58 215ZM63 211L64 212H67V213H64ZM171 211H169V212H171ZM5 212H6V214H5ZM7 212H9V213H7ZM61 212H62V214H61ZM1 213H3V215H1ZM72 213H74V217L75 218L73 217V214ZM69 214L72 215L73 218L70 217ZM57 215H58L59 218L57 217ZM201 215H202L203 218L201 217ZM68 216L70 217L69 219L71 221L69 219L66 220V218ZM23 217H24V219H23ZM29 217H31V220H29L30 219ZM210 217H211V219H210ZM21 218H22V220H21ZM26 218H27L28 222L25 220ZM19 220H21L22 222L25 220L26 224L25 225L22 224ZM64 220L67 223H65ZM68 221H70V222H68ZM60 222H62L63 224L60 223ZM70 223H71V225H70ZM58 227L59 228L61 227L60 228L61 230H59ZM92 227H94V228H92ZM160 228L158 229V231L160 230ZM112 230L114 231V229H111L110 231H112ZM107 231H104V234L102 236H106V232ZM212 231H214V229ZM121 233L120 234L117 233V234L118 235H121ZM209 234H212V235H209ZM140 235H142L140 237H142V239H145L147 242H145L146 245L145 244L142 245L138 249V251H136L138 253L137 256H135V254L133 255L134 257L132 256L133 259H135V260L130 259L131 256L125 255L124 253L122 255L120 254L121 251L124 252L123 250H125V249H123V248H126L125 245H124V247L121 246V247H123L122 248L123 250L122 249H119V252H111V251H109L113 255L110 254V253H109L110 255H108V257H106V255H104L106 258L104 256L101 257L100 260L98 259V261H96V264H133V261H137V260L140 262V263L137 262V264L138 263L139 264H143L146 261H147V264L148 263L149 264H152L150 262H154L155 260H156L155 262L158 263V264L160 263L159 261H161L160 264H164V262L166 264V262L168 260L166 261L165 259H169V256L166 255L167 258H164L166 256H162L160 254V252L163 251V248H165L166 246H168L167 244H170V247L171 248L172 247L174 248V245H172L173 244L172 243L173 242L172 241L173 240L172 239V236H168L165 233H160V232L158 234L159 237L158 236H155V237L152 236V237H150L151 235H147V234H140ZM206 235L208 236V239H207V236L205 237V235L203 236V239H206L207 241H210L211 238H212V236L214 235V233H210L208 231V233ZM164 236H166V237H164ZM167 237H168V239H167ZM101 243H103V244L100 246ZM99 247H97L98 248V250H97L98 251V255H99V252L101 253L103 251V249H104V252H105V248H103L102 250H99ZM115 253H117V255L119 253L120 254L119 256H121L122 258L121 257H118V256L115 257V255H116ZM92 254H95V255L92 256ZM112 256H113V258H112ZM110 257H111L112 260L110 259ZM136 257H137V259H136ZM161 257H163V258L161 259ZM92 259H94V258H92ZM107 259H110V261H108ZM114 259H115V261H113ZM202 259H200L199 264H204V261H203L204 259L203 260ZM134 264H136V263H134Z\"/></svg>",
    "mask_w": 264,
    "mask_h": 264
}]
</instances>
